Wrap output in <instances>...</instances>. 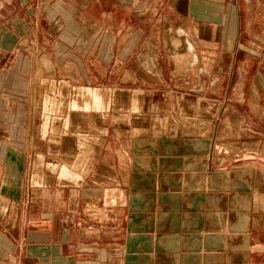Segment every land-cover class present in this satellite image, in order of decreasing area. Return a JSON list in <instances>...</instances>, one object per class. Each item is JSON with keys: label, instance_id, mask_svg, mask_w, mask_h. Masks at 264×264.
Segmentation results:
<instances>
[{"label": "crops", "instance_id": "1", "mask_svg": "<svg viewBox=\"0 0 264 264\" xmlns=\"http://www.w3.org/2000/svg\"><path fill=\"white\" fill-rule=\"evenodd\" d=\"M167 38L174 52L161 49ZM199 57L208 76L238 68L240 87L264 103V2L0 0V264H264V222L251 213L226 212L238 234L203 252L180 235L136 239L160 223L147 205L139 223L131 209L128 219L118 143L131 124L121 108H147L155 90L161 104L166 88H198ZM187 146L192 159L199 147ZM217 225L208 231L236 233Z\"/></svg>", "mask_w": 264, "mask_h": 264}, {"label": "rangeland", "instance_id": "2", "mask_svg": "<svg viewBox=\"0 0 264 264\" xmlns=\"http://www.w3.org/2000/svg\"><path fill=\"white\" fill-rule=\"evenodd\" d=\"M248 1L253 6H262L264 2ZM252 14L248 12V20ZM174 46L175 43L167 38L166 42L162 41L161 49L166 48L171 53ZM165 60L168 57L165 56ZM203 61L199 57L198 88L183 91L166 88L163 90L165 101L161 104H158L155 90L152 94L154 102H157L147 106L151 110L148 114L143 105L133 111H129L128 105L123 106L121 118L129 116L131 127L128 133L119 135L118 143L126 157L123 162L124 178L120 179L118 186L128 192L131 199L128 219L131 209V219L135 218L139 223L143 214L137 208L144 204L150 219L160 221L153 222V232L144 230L136 233V239L156 240L154 243L157 244L161 235H176L171 242H180V235L181 241L195 240L201 246L200 252H203L204 244L211 246L212 238L224 241L228 235L238 234L228 218L226 220V212L232 216L240 210L243 217L247 212L251 213L255 223L264 222V103L260 104L258 98L252 95L249 84L245 89L240 87L242 73L238 68L234 69L232 77L228 74L226 79L224 74L218 73L208 76L204 69L206 62ZM218 75L219 78L216 77ZM116 94L126 105L129 93L120 90ZM142 130L144 132L140 135ZM92 139L91 135L84 137L83 144H93ZM191 142L199 147L193 160L190 158V147L193 145L187 146ZM179 156H182L179 158L182 160L178 163L180 166L175 165ZM179 181L183 182L182 185ZM155 193L159 195L153 198L154 201H144V195ZM213 196L215 207L212 215L215 219L212 223L209 209ZM235 220L239 221V218ZM215 224L220 228H232L236 233L212 234L208 230ZM188 230L193 231L184 233ZM170 252L172 250L167 251ZM206 254H199L197 258Z\"/></svg>", "mask_w": 264, "mask_h": 264}]
</instances>
